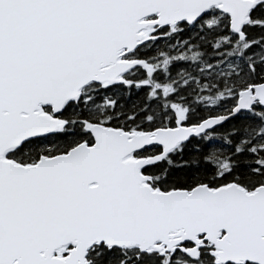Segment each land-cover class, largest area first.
<instances>
[{
    "label": "snow or ice",
    "instance_id": "snow-or-ice-1",
    "mask_svg": "<svg viewBox=\"0 0 264 264\" xmlns=\"http://www.w3.org/2000/svg\"><path fill=\"white\" fill-rule=\"evenodd\" d=\"M0 264H264V0H0Z\"/></svg>",
    "mask_w": 264,
    "mask_h": 264
}]
</instances>
